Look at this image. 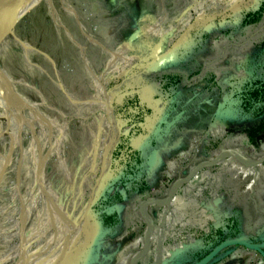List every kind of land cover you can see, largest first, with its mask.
Here are the masks:
<instances>
[{"label":"rangeland","instance_id":"obj_1","mask_svg":"<svg viewBox=\"0 0 264 264\" xmlns=\"http://www.w3.org/2000/svg\"><path fill=\"white\" fill-rule=\"evenodd\" d=\"M251 2L38 0L27 12L18 13L10 27L5 28L4 24L0 68L19 100L0 86V260L5 259L0 264H17L23 258L22 264H71L72 260H78L77 264H129L130 257L141 248L145 230L137 208L142 199L134 198L120 207L123 226L118 237L105 235L93 240L96 232L92 219H81L100 172L107 169L118 131L121 132L112 106L137 94L141 103L156 107L153 91L157 83L153 77L166 71L187 75L184 65L168 63L166 52L176 41L179 45L180 37L190 27L208 34L205 48L195 58L202 63L203 71L214 74L218 87L227 85L236 90L253 79L255 66L249 62L247 50L264 32V21L239 41L226 39L224 33L231 16ZM135 29L140 32L129 41ZM223 29L226 30L222 33ZM230 89L222 94L229 96ZM199 90L190 93L184 87L173 99L174 108L165 105L164 116L154 113L157 121L159 116L163 117V128L141 142L143 149L149 153L165 149L179 152L176 161L167 158L162 170L151 172L150 166L148 176L153 191L148 196L166 195L171 184L197 163L200 136L194 135L183 143L181 151L178 146L182 130L177 125L181 118L187 122L193 110L203 108L202 100H196ZM213 90L206 91V82L201 88L206 104H214V110L201 129V135L207 138V158L199 161L210 160L212 151L227 142L242 148L252 158L263 156L264 139L258 153L227 133L226 121L234 115L232 105L228 106L230 113L223 116L224 120H215L222 97H214ZM191 104L193 109L181 115ZM19 159V188L25 207L21 223L26 234L23 242L26 240L24 249L30 254L26 257L19 253L16 218L20 211L16 188ZM240 165L243 173L235 177L241 185L221 172L182 195L179 208L148 207L150 216L162 217L163 248L167 252L176 249L170 262H180L184 249L199 246L201 239L218 225L217 203L227 188L236 191L249 222L256 226L246 237L252 236L256 242L261 239L264 164L259 168ZM206 170L210 175L217 172L215 168L202 171ZM103 179L104 175L98 188ZM155 247L153 244L151 248ZM146 258V264L152 262L149 256L142 263ZM261 263L264 259L256 252L236 246L229 254L220 253L210 264Z\"/></svg>","mask_w":264,"mask_h":264},{"label":"trees","instance_id":"obj_2","mask_svg":"<svg viewBox=\"0 0 264 264\" xmlns=\"http://www.w3.org/2000/svg\"><path fill=\"white\" fill-rule=\"evenodd\" d=\"M230 20L231 23L228 25L227 31L223 29L221 32L225 31L226 39L239 41L250 29L264 21V0H252L249 5L234 13ZM235 34L241 37H233ZM207 35L205 30L192 27L187 28L182 34L177 49L167 55V60L168 63L173 62L178 66L184 65L187 75L184 76L174 71L156 74L152 80L159 83L154 96L157 102L167 103L169 99L184 89L187 82L203 72V65L196 60L195 56L205 48ZM247 58L255 66L256 76L245 86L232 90L233 94L238 95L237 104L241 121L231 122L227 133L233 140L241 139L244 146L260 153V142L264 139V32L248 47ZM204 81L206 82V91L220 89L213 73H205ZM112 108L116 124L122 128V133L110 154V161L103 179V192L93 205L91 212L95 232L99 235L116 237L121 234L123 226L120 207L134 198L144 199L152 192L153 186L148 176L150 161L148 152L143 149L141 142L154 136L156 130L159 131L163 117L159 116L160 120L157 121L154 118L155 109L141 103L136 96L126 97L122 103L114 104ZM162 128L163 126L160 127V130ZM140 135L141 138H139ZM221 147L212 151L210 158L218 155ZM205 151L204 141L200 142L199 155L206 158ZM219 171L226 172L228 176L236 180L234 183L238 184L236 174L232 172L230 165L220 167ZM208 178L213 179L209 176L199 179L188 190L182 191L180 197L189 192L197 183H205V179ZM260 199L264 203V193H260ZM216 214L218 225L201 239L199 246H192L185 250L181 256L182 263L196 262L222 241L238 236L246 237L248 232L252 234V231L256 230V226L253 227L249 222L244 204L240 202L236 191L232 188L221 192ZM161 218L159 216L155 218L156 228L150 243L151 245L155 244L156 249L164 253L162 256H157L156 259L153 257L152 261L154 262L169 259L174 252H168L170 257H166L165 251L161 249L164 239ZM252 238L250 236L248 239L253 241ZM260 238L258 241H264V234ZM233 248L230 247L225 251L230 252ZM24 250L25 257L30 255L27 249ZM77 262L78 260H72L71 264H77Z\"/></svg>","mask_w":264,"mask_h":264},{"label":"water","instance_id":"obj_3","mask_svg":"<svg viewBox=\"0 0 264 264\" xmlns=\"http://www.w3.org/2000/svg\"><path fill=\"white\" fill-rule=\"evenodd\" d=\"M139 32H140V30L135 29L131 33V35L129 36V41H132L135 38H137ZM177 47H178V41H176L171 46V48L166 52V55H170L171 53H173V51ZM0 86L1 87L4 86L5 89L8 91V93H10L11 96H13L19 100L18 95L14 92V90L11 86L10 80L8 79V77L2 71L1 68H0ZM233 95H234L233 91L230 93L229 96H227L226 94H223L222 101L217 105V109L215 112V120H218L221 118L224 120L223 116L226 117L230 113V110H229L230 108L228 107V105H230V104L236 105L237 104V100H232V99L230 100V98ZM227 122H229V120L226 121V123ZM20 131H21V129L19 128V130H18L19 136H20ZM118 134L120 135L121 132L118 131ZM114 145H115V143H114ZM228 155L233 156L234 158H236L238 160V162L240 164L245 165V166L253 167V166H260V165L264 164V155L261 157H258V158H252V157L242 155L238 151L237 147L230 148V149H227L226 151H224V153H222L216 159L203 160V161H199L198 163H196L193 167H191V169L184 176L177 178L171 184V186L169 187L168 192L165 196L160 197V198L159 197H146V198L142 199L137 208H138V213L140 214V216L144 220L145 230H144L143 236H142L141 248L139 250H137L130 257L129 264H138V262L140 260H142L143 258H145L151 250L150 239H151V236H152L156 226H155V220L147 212L148 207L149 206L163 207V206L169 205L171 203V201L175 198L178 190L181 189L187 183H189L201 170L207 169V168H214V167L218 166L222 162V160ZM109 161H110V157L107 160V165L109 164ZM20 172H21V170H20V159H19L18 167H17V185H16V188H17V192H18L19 206H20L19 217H20V220L22 221L23 217H24V213H25V208H24V205L22 203L23 198L21 196V192H20V188H19V186H20ZM104 173H105L104 170H102L100 172L99 177H98L94 187L92 188L91 198L88 201L85 209L83 210V213L81 215V219H84L86 217L87 218L89 217L92 219V212H91L92 207L98 201V199L101 197V193L103 192V185L101 186V188H98V186H99V183H100L101 178L104 175ZM22 232H23V229L19 232V242H20L19 253H20V256H22L23 253H25L24 242H23V233ZM99 236H104V235H99L98 233H95L93 235V240H94V238L99 237ZM65 239H67V237ZM236 246L243 247L246 249H250V250L256 252L262 259H264V243H254L252 240L248 239L247 237L238 236L235 238H229V239L222 241L215 248H213L206 255H204L200 260L193 262V263H188V264H210L216 259V257L220 254V252L225 251V250L229 249L230 247H236ZM186 249H184V251H182L181 256L185 252ZM225 252L229 254V252H227V251H225ZM169 259L164 264H184V263H182L181 260H180V262H173L172 263V262H170ZM17 264H18V262H17ZM150 264H156V263H150Z\"/></svg>","mask_w":264,"mask_h":264},{"label":"crops","instance_id":"obj_4","mask_svg":"<svg viewBox=\"0 0 264 264\" xmlns=\"http://www.w3.org/2000/svg\"><path fill=\"white\" fill-rule=\"evenodd\" d=\"M135 24H138V22H135ZM208 72V70L207 71H203V72H201V74L200 75H198L197 77H195L194 79H193V81L192 82H190V83H188L186 86V88H185V90H187L188 92H190V91H195L196 90V88L197 89H200L199 90V92H198V96L196 97V100H202V102H200V104H204V106H201V107H203L202 109H200V110H193V112L191 113V114H189L187 117H188V121L187 122H185L184 120H182V118H181V120H180V123L177 125V128H181V133H182V135H181V139H180V141H181V144L178 146L179 148H180V150L181 151H183L184 150V145H183V143H188L189 141H190V139H191V137L192 136H194V135H198V136H200L199 137V143L200 142H203L204 141V139L206 138V136H204V135H201L202 134V130L201 129H203V126L208 122V119H209V115H210V113L214 110L213 109V105H209V104H206L207 102V100H206V98H204V95L202 94V92H201V88L203 87V86H205V81H204V75H205V73H207ZM151 86V85H150ZM230 89V87H228L227 85H224V86H221L220 87V89L218 88V89H214L213 90V92H214V94H215V96L214 97H219V98H221L222 97V92L224 93V92H227L228 90ZM150 90L152 91L153 89H151L150 88ZM230 90H234V89H230ZM208 92V91H207ZM153 93H154V96H155V94H156V91H153ZM152 93V94H153ZM191 93V92H190ZM222 94V95H221ZM133 96H136L137 98H138V100H141L140 98H139V96L136 94V95H133ZM177 96V95H176ZM176 96H174L173 98H171V99H169L168 101H167V103H163V104H160L159 102H157L156 101V99H155V97H154V100H155V102H156V107L154 108L155 109V112H160V113H162V115L164 116L166 113H167V111L166 112H164L163 111V107L165 106V105H169L170 106V108H174V105H173V103H174V101H173V99L176 97ZM198 100V101H199ZM220 100V99H219ZM173 102V103H172ZM190 109H193V106H192V104L191 105H187V108H186V110L184 111L183 110V112H182V114L181 115H183V113H186V112H188ZM196 109V108H195ZM160 110H162V111H160ZM185 115V114H184ZM177 121V120H176ZM189 123H190V125H189ZM178 152H179V150H170V151H168V150H163V151H161L160 153H158L157 151H156V153L155 152H148L149 153V159H150V166H151V172H152V170L153 169H158V170H162V168L167 164V158L168 159H170V158H173V160L172 161H176L177 159H178V156H177V154H178ZM199 157L196 159V162L198 163V161L199 160H201V158H203L204 159V157H202V156H200V155H198ZM149 180L151 181V178L149 177ZM152 191H153V189H152ZM5 259L4 258H2L1 260H0V262H2V261H4ZM13 260V259H12ZM15 261V260H14ZM15 263V262H14ZM261 264H264V263H261Z\"/></svg>","mask_w":264,"mask_h":264},{"label":"flooded vegetation","instance_id":"obj_5","mask_svg":"<svg viewBox=\"0 0 264 264\" xmlns=\"http://www.w3.org/2000/svg\"><path fill=\"white\" fill-rule=\"evenodd\" d=\"M256 76V68H255V72H254V75H253V79H254V77ZM253 79H251V80H248L247 81V83H250ZM155 82V81H154ZM157 83V87H158V82H156ZM247 83H245L244 85H242V86H245ZM188 84V83H187ZM186 84V85H187ZM187 86H185V88H186ZM157 89V88H156ZM232 100H238V95L237 94H234L233 96H232ZM229 107L231 106V104L230 105H228ZM232 107H233V113H234V115H233V117L231 118V120L228 122V124L230 125L231 124V122H239V121H241V118H240V114H239V106H238V104H236V105H232ZM113 115H114V113H113ZM114 120H115V118H114ZM115 123H116V121H115ZM117 125V124H116ZM118 126V125H117ZM119 127V126H118ZM121 128V127H120ZM156 132L157 131H155L154 132V134H156ZM121 133H122V128H121ZM213 133H215V132H213ZM212 133V137L214 138V134ZM121 135V134H120ZM119 134L117 135V139H118V137L120 136ZM206 140H207V138H205V140H204V146L206 145ZM117 141V140H116ZM116 141L114 142L115 144H116ZM114 146L115 145H113V148H114ZM198 147L200 148V143H199V145H198ZM113 148H112V150H113ZM230 148H233V145L232 144H230L229 142H227V143H225L222 147H221V149H220V151H219V154L218 155H220L221 153H223L224 151H226L227 149H230ZM238 148V147H237ZM204 149L206 150V147H204ZM206 152V151H205ZM246 152V151H245ZM200 153V152H199ZM217 156V155H216ZM215 156V157H216ZM249 156V155H248ZM230 157H233V156H230ZM229 157V158H230ZM207 158V157H206ZM206 158H204V159H206ZM214 158V157H213ZM213 158H210V160H212ZM229 158H227L226 160H224L223 162H225V163H220V165H219V167H217V168H215V169H218L217 170V172L216 173H214V174H209L208 173V170H206L207 172H205V171H200L193 179H192V181L190 182V183H188V184H186L184 187H185V190H188L195 182H197L199 179H201V178H206V177H218L219 176V174L221 173L220 171H219V169H220V167H223V166H225V165H230L231 166V168H232V172L233 173H235L236 175H239V174H242L243 172L241 171L242 169H241V165H240V163L238 162V160L236 159V158H232V159H229ZM108 166V165H107ZM191 169V168H190ZM189 169V170H190ZM207 169H209V168H207ZM203 170H205V169H203ZM239 179V178H238ZM102 183H103V181H102ZM238 184H240V181L238 180ZM241 185V184H240ZM184 187H182L181 189H179L178 190V192H177V195L175 196V198H174V200H172L171 201V203L169 204V205H167V206H163V207H165V209H168L169 207H172V206H176L175 208H179V201H178V199H180L181 197H180V193L182 192V190H184L183 188ZM167 194V193H166ZM163 196H165V194L163 195ZM148 197H152V196H148ZM146 198V197H145ZM150 207V206H149ZM164 209V208H163ZM162 209V210H163ZM164 209V210H165ZM163 210V211H164ZM154 220H155V226H156V219L155 218H153ZM17 228H18V226H17ZM24 231V230H23ZM119 236V235H118ZM118 236H116V237H118ZM257 243H264V241H259V242H257ZM151 247H152V245H151ZM161 249L162 250H164L165 251V254L166 255H168V252L163 248V246L161 245ZM176 249L174 248V250H170V251H175ZM169 251V252H170ZM211 251V250H210ZM222 252H225V251H222ZM222 252H220V253H222ZM164 252H161L160 250H157L156 249V247H155V249H152L151 248V250H150V254L147 256V257H149V256H151V259L154 257L155 259H156V257L157 256H162V254H163ZM173 254V253H172ZM153 258V259H154ZM144 260V258L142 259V260H140V262H139V264H146V260H147V258L145 259V263H142V261ZM20 261V260H19ZM16 262V261H15Z\"/></svg>","mask_w":264,"mask_h":264},{"label":"bare ground","instance_id":"obj_6","mask_svg":"<svg viewBox=\"0 0 264 264\" xmlns=\"http://www.w3.org/2000/svg\"><path fill=\"white\" fill-rule=\"evenodd\" d=\"M38 0H0V36L1 33L3 32V29L1 31V28L4 26V24L6 25L5 28L10 27L15 21H16V15L22 14L23 12H27L28 10L31 9V7H33ZM15 18V19H14ZM7 31V30H6ZM7 34V33H6ZM2 38V37H1ZM1 40V39H0ZM22 105V104H21ZM20 106V105H19ZM234 148V147H233ZM238 151L244 155V156H248L247 152H245L242 148L238 147ZM231 155L226 156L222 162L224 160H226L227 158H229ZM250 157V156H248ZM218 158V157H217ZM216 159V158H215ZM221 162V163H222ZM23 203V201H22ZM24 205V204H23ZM25 208V207H24ZM17 218V224H18V229L19 231L22 230V221L20 220L19 215L16 217ZM19 218V220H18ZM156 228V227H155ZM23 236L25 235L24 231L22 232ZM174 250V249H173ZM150 253V252H149ZM148 256V255H147ZM146 256V257H147ZM166 257H170L169 255H167ZM167 258L165 260H160L159 262H154L152 261L151 263H156V264H164L167 262ZM140 262V261H139ZM138 262V264H139ZM23 261H21L20 263L18 262V264H22ZM16 264V262H15ZM150 264V263H149Z\"/></svg>","mask_w":264,"mask_h":264},{"label":"built area","instance_id":"obj_7","mask_svg":"<svg viewBox=\"0 0 264 264\" xmlns=\"http://www.w3.org/2000/svg\"><path fill=\"white\" fill-rule=\"evenodd\" d=\"M213 134H214V133H213ZM219 165H220V164H219ZM219 165H218V166H219ZM218 166H216V167H218ZM216 167H214V168H216ZM214 168H210V169H214ZM191 181H192V180H191ZM191 181H190V182H191ZM190 182H189V183H190ZM187 184H188V183H187ZM184 186H185V185H184ZM184 186H183V187H184ZM173 200H174V199H173ZM141 245H142V243H141Z\"/></svg>","mask_w":264,"mask_h":264}]
</instances>
